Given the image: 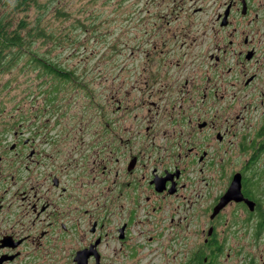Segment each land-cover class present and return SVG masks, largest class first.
<instances>
[{"label": "flooded vegetation", "instance_id": "obj_1", "mask_svg": "<svg viewBox=\"0 0 264 264\" xmlns=\"http://www.w3.org/2000/svg\"><path fill=\"white\" fill-rule=\"evenodd\" d=\"M182 2L162 0L164 27L145 32L150 72L132 123L105 122L91 142L79 137L80 126L52 172L46 163L60 154L57 135L35 148V138L14 130V141L0 144V264H153L154 255L161 264H264V246L249 251L264 244V112L255 125L244 117L241 128L219 124L224 95L214 76L226 53L228 72L264 69V0H187L188 18L211 10L203 29L181 21ZM161 20L160 13L151 19ZM121 106L124 118L129 110ZM236 177L240 199L214 214Z\"/></svg>", "mask_w": 264, "mask_h": 264}, {"label": "rangeland", "instance_id": "obj_2", "mask_svg": "<svg viewBox=\"0 0 264 264\" xmlns=\"http://www.w3.org/2000/svg\"><path fill=\"white\" fill-rule=\"evenodd\" d=\"M13 1L0 0V17L12 27L24 23L32 27L39 17L38 25L44 30L43 34L28 38L26 50L70 73V80L59 79L40 68L34 69L29 53L6 70L0 68V144L13 142L14 130L25 135L18 134V138H35V148L41 138L57 135L60 154L46 163L50 164L46 172H52L53 168L66 162L69 142L73 140L71 135H76L74 130L80 126L85 129L79 137L82 135L85 141L91 142L93 130L105 122L115 124L121 119L120 124L132 123L131 117L138 110L135 107L137 89L144 87L150 72L147 66L150 38L145 32L149 33L154 23L164 27L166 9L162 0H39L49 2V5L37 13L34 7L17 9ZM186 2L183 0L181 4V7L185 6V10L180 11L181 21L193 24L195 29H203L209 22L207 16L211 15V10L204 8L203 14L194 19L191 17V20L187 13L192 15V5L189 2L185 5ZM159 13L163 14V20L151 21ZM19 32L26 36V30ZM155 38L159 44L160 38ZM184 50L189 54L197 52L195 47L188 49L186 46ZM11 52L6 49L5 64ZM204 53L201 50L200 54ZM220 57L224 63H220L214 72L219 85L218 97L224 95L217 102L218 123L241 128L244 117L247 124H257L254 120L264 112V96L258 91L264 69L243 64L239 68L233 66L228 72L230 56L226 53ZM253 73H257L255 81L244 87L243 80ZM157 78L161 83V72ZM222 88L226 92L223 93ZM119 105L129 110L124 118L123 110L117 111ZM226 119L229 121L225 122ZM18 124L22 125L21 130ZM51 125L55 127L52 129ZM3 135L7 137L3 138ZM217 147L222 146L217 144ZM0 156H3L1 147ZM233 157L237 158V154ZM236 158L234 163L240 161ZM263 162L264 154L261 167ZM2 165L0 162V167ZM16 167L17 164L13 165ZM8 172L12 173V169ZM36 181L31 180V183ZM221 184L220 180L215 182L217 193L221 191ZM258 185L260 191L264 190V176L258 180ZM245 239L250 241L251 235H246ZM263 246L261 243L257 247L250 245L249 251L259 252ZM152 263L161 264V258L154 255Z\"/></svg>", "mask_w": 264, "mask_h": 264}, {"label": "trees", "instance_id": "obj_3", "mask_svg": "<svg viewBox=\"0 0 264 264\" xmlns=\"http://www.w3.org/2000/svg\"><path fill=\"white\" fill-rule=\"evenodd\" d=\"M13 5L17 6V9L26 6L25 10L34 7L37 13H40L48 7L49 2L41 3L39 0H14ZM57 12H59V10ZM35 23L36 24L32 27H28L25 23L18 27H12L6 22L4 17H0V68L3 67L4 70H6L5 68L13 66L15 61H18L29 53L31 57L30 65H32L34 69L40 68L47 71V74H52L59 79L70 80V73L64 72L59 67L51 66L48 61L26 50L25 45L28 38L33 35L38 36L43 34L44 30L38 25L40 23L39 17L35 20ZM20 30H26V36H23L21 32H19ZM6 49L12 52L10 54V59L5 64L4 53Z\"/></svg>", "mask_w": 264, "mask_h": 264}, {"label": "water", "instance_id": "obj_4", "mask_svg": "<svg viewBox=\"0 0 264 264\" xmlns=\"http://www.w3.org/2000/svg\"><path fill=\"white\" fill-rule=\"evenodd\" d=\"M241 194H240V182L238 178H234L232 181L227 193L224 195V197L221 199V203L218 204L216 207L214 214H216L223 206V203H226L228 200H232L235 198L240 199Z\"/></svg>", "mask_w": 264, "mask_h": 264}]
</instances>
